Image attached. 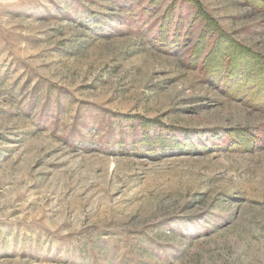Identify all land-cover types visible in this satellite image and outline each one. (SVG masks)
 Instances as JSON below:
<instances>
[{"label": "rangeland", "instance_id": "1", "mask_svg": "<svg viewBox=\"0 0 264 264\" xmlns=\"http://www.w3.org/2000/svg\"><path fill=\"white\" fill-rule=\"evenodd\" d=\"M200 1L264 61V5ZM196 12L0 0V264H264V109L192 67Z\"/></svg>", "mask_w": 264, "mask_h": 264}, {"label": "trees", "instance_id": "2", "mask_svg": "<svg viewBox=\"0 0 264 264\" xmlns=\"http://www.w3.org/2000/svg\"><path fill=\"white\" fill-rule=\"evenodd\" d=\"M196 8L195 20L202 22V30L196 43L191 47V57L188 60L192 67L203 70L207 78L225 80L229 86L230 93L246 99H253L256 107L264 109V61L259 55L251 52L247 47L238 43L229 35L219 22L205 9L200 0H186ZM252 6L264 5L263 0H246ZM174 4L169 6L162 16V31L166 32L168 25L174 18ZM259 82H263L259 84ZM262 94L257 95L256 93ZM252 101V100H251ZM134 116H132L133 118ZM142 126L145 129L158 127L156 120L143 118ZM166 129V134L159 137L144 135L142 141L137 143L148 150L160 149L163 153H176L191 148L188 138L178 140L172 138L170 127L159 125ZM235 131V130H233ZM231 135L230 143L234 139L235 150H245L247 145L242 142V137H246L248 130L235 131ZM240 135V136H239ZM200 137V136H198ZM191 151V150H190Z\"/></svg>", "mask_w": 264, "mask_h": 264}]
</instances>
